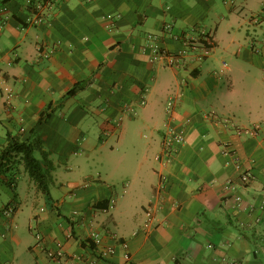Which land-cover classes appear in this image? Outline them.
Wrapping results in <instances>:
<instances>
[{"label":"crops","instance_id":"obj_1","mask_svg":"<svg viewBox=\"0 0 264 264\" xmlns=\"http://www.w3.org/2000/svg\"><path fill=\"white\" fill-rule=\"evenodd\" d=\"M45 13L36 24L30 0H0V159L12 136L36 142L52 176L47 199L21 155L0 167V264H124L121 247L96 259L95 232L127 240L128 264H264V128L238 130L264 122V0H53ZM168 125L185 140L166 163ZM149 205L164 221L151 230Z\"/></svg>","mask_w":264,"mask_h":264},{"label":"built area","instance_id":"obj_2","mask_svg":"<svg viewBox=\"0 0 264 264\" xmlns=\"http://www.w3.org/2000/svg\"><path fill=\"white\" fill-rule=\"evenodd\" d=\"M30 3L36 9V14L34 16V23L42 24L45 21H47V14L45 13V10L46 9L49 10V8L53 3V0H30ZM111 18L112 17L109 15L108 19ZM196 43L197 41L195 39H192V45L194 46V48L198 47V44ZM202 45H204L205 49L203 50L202 54H200V57L207 56L211 52V48L209 47L210 45L209 39L203 38ZM169 60L172 65H175V63L179 61L178 58L170 55H169ZM174 106H175V101L174 98L171 97L168 101V111L173 112ZM207 118L212 119L216 122H223V123L229 122V120L221 119L215 112L208 113ZM262 128H264V122L258 123L253 127L245 128V129L238 127V130L240 131V133H244L247 135H257ZM184 140H185V132L183 130H177L174 129L173 126L168 125V128L165 131L163 137L162 152L157 156V160L166 163L171 162L173 154L177 151L179 146L183 144ZM223 153L232 159L237 169L241 172V182L243 184H247L253 177L251 170L245 168L243 162L240 160L239 155L230 145L228 144L223 145ZM227 188H233V185L228 184ZM163 222L164 221L159 213V208L154 205H149L146 209L145 228L147 230H151L153 227L163 224ZM69 235L71 236V234ZM38 237L40 238L39 234ZM92 238L94 243L93 255L96 256V259L104 260V259L112 258V256L115 255V253L117 252L118 247H121L123 249V258L125 260L124 264H128L131 262L132 255L130 251L129 242L127 240L120 239L115 235H113L112 238L116 241V243L113 245L104 246L103 238L100 237L98 233L96 232L93 233ZM49 255L53 259L64 258L65 252L62 245H59V248L57 250L51 251ZM79 260H81L84 264H94L93 261L87 257H79L78 261ZM78 261L72 260L70 264H77ZM112 264H122V263H112Z\"/></svg>","mask_w":264,"mask_h":264},{"label":"trees","instance_id":"obj_3","mask_svg":"<svg viewBox=\"0 0 264 264\" xmlns=\"http://www.w3.org/2000/svg\"><path fill=\"white\" fill-rule=\"evenodd\" d=\"M36 151V142L23 141L20 137L12 136L8 146L2 152L0 167L4 166L5 161H8L12 156L21 155L30 178L37 184L44 196L50 199L52 176L46 170L43 162L36 156Z\"/></svg>","mask_w":264,"mask_h":264},{"label":"rangeland","instance_id":"obj_4","mask_svg":"<svg viewBox=\"0 0 264 264\" xmlns=\"http://www.w3.org/2000/svg\"><path fill=\"white\" fill-rule=\"evenodd\" d=\"M167 110H168V105H167ZM165 133V132H164ZM116 140H117V138H115V140H114V143H116ZM141 151V150H140ZM142 152V151H141ZM99 167V166H98ZM97 167V168H98ZM97 168H95V169H97ZM95 169L92 171L93 173H96V171H95ZM98 172V171H97Z\"/></svg>","mask_w":264,"mask_h":264}]
</instances>
